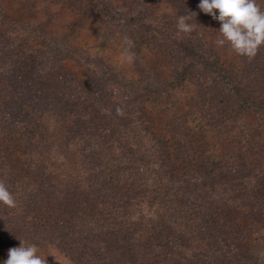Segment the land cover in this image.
Here are the masks:
<instances>
[{
    "label": "trees",
    "instance_id": "obj_1",
    "mask_svg": "<svg viewBox=\"0 0 264 264\" xmlns=\"http://www.w3.org/2000/svg\"><path fill=\"white\" fill-rule=\"evenodd\" d=\"M135 12H112L117 30L140 25ZM141 33L152 46L161 36L152 26ZM6 47L0 40V180L17 207L0 204L15 229L73 264H258L246 241L264 227V146L210 140L205 130L238 123L244 109L264 105L258 97L238 90L219 99L221 114L209 107L199 127L185 115L159 120L145 103L169 109L172 87L161 75L130 91L111 76L64 72L62 55L29 59ZM258 58L236 81L264 66ZM51 76L57 92L45 83ZM228 81L220 80L230 90Z\"/></svg>",
    "mask_w": 264,
    "mask_h": 264
},
{
    "label": "rangeland",
    "instance_id": "obj_2",
    "mask_svg": "<svg viewBox=\"0 0 264 264\" xmlns=\"http://www.w3.org/2000/svg\"><path fill=\"white\" fill-rule=\"evenodd\" d=\"M199 3L200 0H0V40L8 46L6 54L24 55L29 59L59 54L64 57L59 61L64 72H74L80 78L85 72L106 79L111 76L112 80L124 84L130 91L147 82L156 85L159 81L157 74L161 75L163 81L172 87L166 94L169 96L170 93V101L168 97L164 98L171 103L166 109L149 97L145 104L152 109L155 118L174 120L185 115L193 120V126L199 127L202 121H208L209 113H204V110L206 112L209 107H214L215 113L220 115L221 101L218 100L230 95L238 96V90L244 95L253 94L260 104L264 103V66L258 70L254 68L253 77L248 75L253 79L242 83L236 81L245 78V72L255 67L254 61L249 62L247 57L237 55L227 44L217 46L214 43L221 23L202 12ZM98 4L108 11L101 12L97 9ZM119 8L140 14V25L150 24L140 26L134 21L126 29L117 30L114 22L121 16L118 17V13L112 17V12L114 15ZM189 11L197 13L191 21L196 25L195 30L180 32L177 28L178 16L187 15ZM151 26L157 27L161 33L153 46L147 44L148 39L141 33L144 27ZM125 36L135 41V47L131 49L135 58L131 63L124 58ZM258 55L261 66L264 64V47ZM80 57L92 64L78 65L76 58ZM90 65L91 68L85 69ZM222 78L227 82L235 81L230 83V90L220 82ZM45 83L52 84L58 91L52 76L47 77ZM137 94L142 98L147 96L146 92ZM232 102L233 99H229L228 105ZM244 110L238 123L230 122L219 131L212 127L205 129L207 137L210 140L216 137L228 139L233 142L232 145L244 148H249L248 142L252 138L256 143L255 149L260 151L264 146V105ZM235 111L231 114L236 115ZM243 123L253 131L242 128L240 124ZM11 143L12 146L14 143ZM4 211L0 204V231L3 232V236L0 235V264L8 258L6 253L9 248L20 246L21 240L32 244L34 239L28 230L15 229ZM246 245L255 261L264 264V227L249 235ZM38 248L41 256L55 255V258L47 255L48 264H73L52 244L41 243Z\"/></svg>",
    "mask_w": 264,
    "mask_h": 264
},
{
    "label": "clouds",
    "instance_id": "obj_3",
    "mask_svg": "<svg viewBox=\"0 0 264 264\" xmlns=\"http://www.w3.org/2000/svg\"><path fill=\"white\" fill-rule=\"evenodd\" d=\"M199 9L218 20L221 26L215 40L217 46L229 45L237 55L245 56L251 62L264 47V7L257 0H200ZM218 10V15H217ZM197 13L189 11L187 15H179L177 28L180 32L191 33L196 25L191 23ZM123 52L127 62L134 61L135 41L128 36L123 37ZM117 115L123 116L122 108H116ZM0 203L8 208L17 207V200L3 180H0ZM35 243L26 244L21 240L20 246L8 249V258L3 264H48L47 255L38 254Z\"/></svg>",
    "mask_w": 264,
    "mask_h": 264
}]
</instances>
